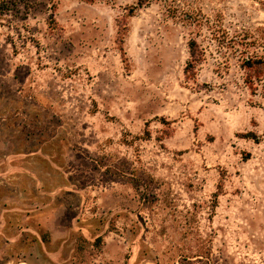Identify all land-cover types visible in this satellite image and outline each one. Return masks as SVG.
<instances>
[{
    "label": "rangeland",
    "instance_id": "1",
    "mask_svg": "<svg viewBox=\"0 0 264 264\" xmlns=\"http://www.w3.org/2000/svg\"><path fill=\"white\" fill-rule=\"evenodd\" d=\"M26 225L85 263L264 264V0H0V264Z\"/></svg>",
    "mask_w": 264,
    "mask_h": 264
},
{
    "label": "crops",
    "instance_id": "2",
    "mask_svg": "<svg viewBox=\"0 0 264 264\" xmlns=\"http://www.w3.org/2000/svg\"><path fill=\"white\" fill-rule=\"evenodd\" d=\"M48 204L49 203H45L43 205H39V207L34 206V208H31L29 211L31 212L34 210H38L40 207L45 208ZM75 221V217L72 218L69 225L71 223H75ZM37 223H39V221H37ZM22 230H24V232H27V234H25L26 236L28 234H36V237H34V247L26 244L29 251L26 252L27 258L25 262L28 264H30V262L35 264H107L104 257L101 256V252L96 257L93 256L92 260L89 263L79 262L73 256H71L72 254H70L74 250L73 248L66 249L61 245L57 248L48 249L44 244H42L40 237L38 236L32 225H26ZM67 252L70 254V256H68V258H65V254ZM48 258L51 261L47 260Z\"/></svg>",
    "mask_w": 264,
    "mask_h": 264
},
{
    "label": "trees",
    "instance_id": "3",
    "mask_svg": "<svg viewBox=\"0 0 264 264\" xmlns=\"http://www.w3.org/2000/svg\"><path fill=\"white\" fill-rule=\"evenodd\" d=\"M138 6L141 7V4L138 3ZM193 44H195L194 41L191 42V45H192V46H190V48L192 49L191 51H193ZM189 64H191V62H189Z\"/></svg>",
    "mask_w": 264,
    "mask_h": 264
}]
</instances>
